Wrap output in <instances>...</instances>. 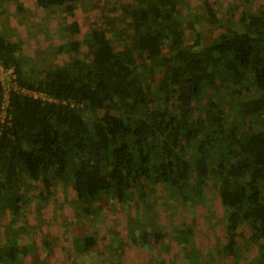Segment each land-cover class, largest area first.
I'll use <instances>...</instances> for the list:
<instances>
[{
    "label": "trees",
    "instance_id": "16d2710c",
    "mask_svg": "<svg viewBox=\"0 0 264 264\" xmlns=\"http://www.w3.org/2000/svg\"><path fill=\"white\" fill-rule=\"evenodd\" d=\"M81 1L36 0L70 15ZM182 2L135 0L124 8L135 35L123 51L92 28L84 40L88 59L77 55L83 42L70 39L56 48L69 54L68 63L43 68L42 76L28 74L30 57L0 30L4 69L14 70L20 86L56 100L11 92L9 115L0 120V213L9 210L15 220L24 192L38 184L50 194L63 181L75 193L78 214L91 216L101 201L142 200L160 184L194 206L213 183L225 207L219 252L237 258L257 247L248 264H264V5L243 13L234 28L206 3L207 19L220 32L202 44L199 19H186L197 34L188 45L177 21ZM69 28L71 36L81 32L77 20ZM158 72L152 89L148 82ZM3 98L0 77V113ZM173 235L191 260L192 228L178 226ZM163 237L145 228L132 240L150 246ZM97 243L86 235L78 246L89 252ZM22 253L25 246L11 239L0 245V264H18Z\"/></svg>",
    "mask_w": 264,
    "mask_h": 264
},
{
    "label": "rangeland",
    "instance_id": "374dc122",
    "mask_svg": "<svg viewBox=\"0 0 264 264\" xmlns=\"http://www.w3.org/2000/svg\"><path fill=\"white\" fill-rule=\"evenodd\" d=\"M28 3L36 8L35 0H28ZM206 3L213 9L217 20L240 28V16L257 13L264 0H183L179 5L177 21L185 29L188 45L194 44L196 31L201 35L202 44L209 43L220 32L219 24L213 25L207 19ZM135 5V0H83L77 3L75 15L71 16L62 8L55 13L61 26L74 19L79 22L81 32L76 36L69 35L65 40L67 43L76 38L83 42L77 55L88 59L89 49L84 40L92 28L105 31L118 51L131 44L135 31L129 25L132 16L127 11L129 6ZM125 6L128 10L124 9ZM34 11L28 18L34 38L28 39V42L32 41L36 47L26 46L23 49L24 54L30 57L24 68L32 76L41 75L43 68L52 64L65 65L70 59L68 53L56 52L59 38H52L50 43H46L47 39L39 37V29L47 30L50 38L61 33V26H57L55 18V24L51 26L44 13L37 12V8ZM10 16L7 8L1 11L0 30L3 21L6 22ZM189 18L199 19L195 24L196 31L187 28L185 20ZM167 51L166 46L164 52ZM137 59L141 65L149 62L145 58ZM1 77L7 81L8 76L4 72ZM160 78L161 74L156 73L154 79L149 80V87L155 88ZM62 183L56 184L50 194H42L39 184L29 192L23 191L26 203L15 220L9 210L0 213V245L12 239L25 246L26 253L19 256L18 264H248L258 254L257 247L239 251L237 258L219 252L225 241V207L213 183L205 186L202 200L194 206L179 201L173 195L174 191L160 184L142 200L129 199L125 203L101 201L91 216L78 214L73 204L75 193L72 187ZM181 225L192 228L193 240L187 247L188 253L193 256L191 260L186 259L180 240L173 235L175 228ZM145 228H158L164 237L160 242H151L150 246L135 243L132 237ZM247 230L246 236L249 235ZM86 235H94L98 241L89 252H83L78 246L79 239Z\"/></svg>",
    "mask_w": 264,
    "mask_h": 264
},
{
    "label": "crops",
    "instance_id": "0c3cea01",
    "mask_svg": "<svg viewBox=\"0 0 264 264\" xmlns=\"http://www.w3.org/2000/svg\"><path fill=\"white\" fill-rule=\"evenodd\" d=\"M14 2H16V5H14ZM35 5L37 8V12L44 13L46 20L51 22V26L55 24L53 22L54 18H55V22H58L57 26L58 27L61 26V25H59L60 24L59 17L56 15L58 12H60L58 10L60 8L44 9V8L37 5L36 0H35ZM5 8H7V11L11 14L9 19H7L6 22L3 21V26H1V30L5 33L7 39L10 40L11 42H14V43L16 42V43L21 44L22 45L21 46L22 47L21 52L23 54H24L23 49L26 46H29L31 48H35L36 45H34L32 41H30V43L28 42V39L34 38V33L30 30L32 27H31L30 23H28L29 22L28 18L30 17V14L32 11L34 14V12H35L34 10L36 8L33 9V5L28 3V0H4L2 2V5H0V13H1V11L3 12V10H5ZM55 12H57V13H55ZM75 12H76V9H75L73 15H75ZM32 19H34V18H32ZM73 21H71V22H73ZM71 22L65 23V25L61 26L62 30H61V33H59V35L57 34L56 36H53V37L49 36L50 38H48L49 34H47V30L39 29V31H40L39 37H42V39H47L48 41H46V43H50V41H52L51 40L52 38L55 40H57L56 38H59L58 41L60 43L58 44V46L61 44H64V43H66L65 39H67L68 36L70 35V28L69 27H70ZM79 26H80V24H79ZM34 30H36V29H34ZM28 33H30V34H28ZM45 49H46V47H45ZM58 54H60V53H58Z\"/></svg>",
    "mask_w": 264,
    "mask_h": 264
},
{
    "label": "built area",
    "instance_id": "2783aa9c",
    "mask_svg": "<svg viewBox=\"0 0 264 264\" xmlns=\"http://www.w3.org/2000/svg\"><path fill=\"white\" fill-rule=\"evenodd\" d=\"M5 73L6 76H8L7 81L4 80L3 77H1V73ZM0 77L3 83L4 88V98H3V104H2V111L0 113V120L2 122L5 121V118L9 115L8 108H9V102H10V95L12 91H15L20 94L32 96L34 98H39L44 102H52L56 101L54 98L48 96L47 94L39 91H33L29 90L25 87H22L17 82V77L13 69H4V67L1 64L0 61Z\"/></svg>",
    "mask_w": 264,
    "mask_h": 264
}]
</instances>
